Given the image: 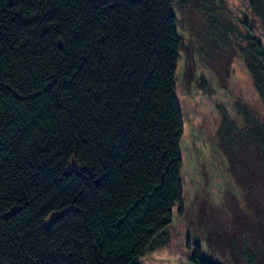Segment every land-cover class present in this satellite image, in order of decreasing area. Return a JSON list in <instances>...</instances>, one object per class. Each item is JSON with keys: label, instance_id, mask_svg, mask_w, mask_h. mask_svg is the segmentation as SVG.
<instances>
[{"label": "trees", "instance_id": "trees-1", "mask_svg": "<svg viewBox=\"0 0 264 264\" xmlns=\"http://www.w3.org/2000/svg\"><path fill=\"white\" fill-rule=\"evenodd\" d=\"M181 1L0 0V264H139L183 214Z\"/></svg>", "mask_w": 264, "mask_h": 264}, {"label": "rangeland", "instance_id": "rangeland-1", "mask_svg": "<svg viewBox=\"0 0 264 264\" xmlns=\"http://www.w3.org/2000/svg\"><path fill=\"white\" fill-rule=\"evenodd\" d=\"M174 11L184 212L139 264H194L196 245L219 264H264V102L244 51L250 34L264 51V21L249 0H182Z\"/></svg>", "mask_w": 264, "mask_h": 264}, {"label": "flooded vegetation", "instance_id": "flooded-vegetation-1", "mask_svg": "<svg viewBox=\"0 0 264 264\" xmlns=\"http://www.w3.org/2000/svg\"><path fill=\"white\" fill-rule=\"evenodd\" d=\"M188 67H189V66H188ZM190 67H191V66H190ZM188 70H189V68H188ZM191 73H192V72H191ZM242 170H243V169H242ZM234 171L238 172L237 168H235V170L233 169V172H234ZM240 175H241L243 178H244V176H245V175L242 174V171H241V173L238 174L237 176H240ZM234 176H235V175H234ZM234 179H235V177H234ZM240 181H244V180H243V179H240Z\"/></svg>", "mask_w": 264, "mask_h": 264}]
</instances>
